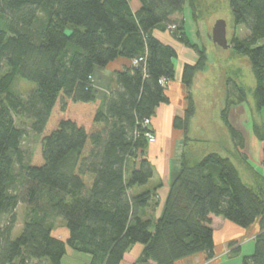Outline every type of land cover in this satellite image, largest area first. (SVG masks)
<instances>
[{
    "label": "trees",
    "instance_id": "16d2710c",
    "mask_svg": "<svg viewBox=\"0 0 264 264\" xmlns=\"http://www.w3.org/2000/svg\"><path fill=\"white\" fill-rule=\"evenodd\" d=\"M137 1L133 11L130 0H0V264H62L67 251L88 256L85 264H122L134 245L142 246L134 264H176L198 254L210 260L213 217L242 229L257 222L253 253L240 264H264V181L257 176L254 187L246 185L229 158L211 153L190 162L182 152L158 217L156 191L134 192L154 175L145 158V135L153 132L144 121L170 103L167 84L178 57L153 32L175 26L171 36L197 56L182 66L186 106L172 123L184 133V146L195 114L193 78L207 65L205 49L189 41L181 17L187 8L195 20L197 0ZM228 3L234 25L248 31L228 44L248 60L261 110L264 0ZM117 59L131 65L113 72L115 89L102 100L95 70ZM17 78L34 85L25 99L13 92ZM234 87L236 103H243L242 89ZM232 104L226 101L221 121L244 161V138L228 121ZM17 119L30 120L38 140L24 163ZM252 133L264 166V127L253 124ZM20 204L25 220L13 239ZM51 218L65 223V238L53 235Z\"/></svg>",
    "mask_w": 264,
    "mask_h": 264
},
{
    "label": "rangeland",
    "instance_id": "374dc122",
    "mask_svg": "<svg viewBox=\"0 0 264 264\" xmlns=\"http://www.w3.org/2000/svg\"><path fill=\"white\" fill-rule=\"evenodd\" d=\"M196 5V12L194 16L195 20L192 19L191 12H189L187 8L184 10L181 17L184 19V31L189 41L205 49L207 65L204 70L196 73L193 78L191 97L194 108L196 109V115L192 120L190 132L187 135L189 138L188 145H183V148L181 147V154L183 152L185 157L187 154H189V156L192 158V161H198L210 153H217L222 157H227L238 169L243 180L244 166L239 159L241 157L238 153L234 152L228 154V151L230 150L229 148H232L231 146L233 142L227 128L221 121V112L225 108L227 100L229 102H234V106H243L246 110V120H242L241 117V121L239 123L243 127L242 129L250 134V136L247 134L248 137L253 139L255 136L252 137V125L254 124L264 127V109L257 110L255 107L253 92L255 90L256 83L248 60L235 54L231 47L228 49H222L215 46L209 36L215 22L218 20H222L225 24L227 43H229L232 38L245 39L248 35V31L244 26L234 25L228 0H197ZM181 17L178 16L176 20H181ZM166 32L174 40L175 43H170L174 45V49L180 56V60L187 58L183 56L184 52L187 53V55L192 54L191 52L185 50V47L180 45L171 36L169 31ZM177 73L179 74V71ZM107 80V85L111 86V78L109 77ZM234 85L239 86L242 89L246 98L243 103H236L238 94ZM33 89V84L21 80L20 78H17L13 85V92L22 96L23 99H25L27 94ZM184 90L186 94V89L184 88ZM99 95L102 100L106 98L104 93L100 92ZM239 123L236 122V126L241 129ZM16 125L24 131V136L20 146L24 156V163L27 157L36 147L38 140L37 136L31 131L30 120L17 119ZM182 134L185 137L184 133ZM152 135L154 136L153 133ZM164 136L168 139V141L165 142V146L169 145L171 150L173 139L169 138V135L166 133ZM259 146H261V144H259ZM153 148L155 150V147ZM173 149H176V153H178L180 145L178 144L176 147L173 146ZM154 150H151L152 155ZM181 154L179 158L180 160ZM150 157L148 156L147 147L145 158H147L152 164L154 168V175L145 187L136 188L134 190L135 193L145 190L151 192L158 191V189L161 188L162 182L158 177V167L160 165L161 155L158 154L154 157ZM139 160L140 158L136 160V164L139 162ZM131 168L132 165H130V169ZM20 171L21 167L16 165L15 172L19 174ZM178 172H175L176 174L174 177L177 176ZM243 182L245 183V180H243ZM25 210L26 206L23 204H20L16 209V224L12 233L13 239L17 238L22 231L25 220ZM4 221L5 217L2 219V223H4ZM50 221L54 227L53 235L62 239L65 238L67 235L66 229L64 227L65 223L57 218H51ZM227 264H229V262H227Z\"/></svg>",
    "mask_w": 264,
    "mask_h": 264
},
{
    "label": "crops",
    "instance_id": "0c3cea01",
    "mask_svg": "<svg viewBox=\"0 0 264 264\" xmlns=\"http://www.w3.org/2000/svg\"><path fill=\"white\" fill-rule=\"evenodd\" d=\"M130 7L133 11H136L139 9L140 4L137 0H130ZM153 35L156 39H158L162 43L174 47V45L170 43V42H174V40L168 35L167 32H159L156 30L153 32ZM185 50L191 52L192 54L187 55V53L184 52L183 56L187 58L181 59L182 60L181 61L180 56L177 53L178 57L177 60L175 61V79H174L175 82L169 83L168 89L166 91L170 103L168 105H160L158 108H156L155 114L150 120V129L154 134L155 142L152 144H148V156L154 157L158 154L161 155L160 165L158 164L159 165L158 177L161 179L162 184H161V188L158 189V191H156V195L158 198V207L154 212V217H158L160 215L165 198L168 193V188L171 182L174 180L175 174L179 171L180 168L179 158H180L181 150L184 145L183 143L184 136L181 130H176L173 128L172 123L175 117H181L183 115V111L186 104L185 101L186 94H185L184 86L180 81L182 66L184 63L187 62L189 64H193L197 60L195 54L191 50L187 48H185ZM130 65L131 62L127 60L117 59L114 62L107 65L105 68H97L94 73V80H95L94 82L96 88L99 89V91H101L102 93L108 94L110 90L115 89V85L112 82L113 72L122 70L124 67H129ZM178 71L179 74L177 73ZM109 77L111 78V86L107 85L108 82L107 79ZM195 115H196V109H195L194 117ZM227 116L229 123L231 122L230 124H233L232 127L234 126L233 128L237 132L241 133L242 137L244 138L245 145H244V149L241 150V153L245 155L246 160L243 161L242 158H239L242 165L244 166L243 180H245L246 185L250 187H254L255 179L257 176L260 177L261 181H264V166L261 164L262 144L261 146H259L260 142L255 137H253L254 135H252L253 139H251L247 135L249 133H247V131L242 129L243 127L239 123L241 121L240 118L242 117V120H246L245 119L246 110L243 106H234V104H232L229 108ZM193 118L191 119L189 124L188 134L190 132V127ZM236 122L239 123L241 129H239L236 126ZM165 133L169 135V138L173 139L171 144V150L169 148L170 147L169 145L165 146V142L168 141L167 137H165L166 135L164 136ZM188 142L189 141H187L186 145H188ZM178 144L180 145V149L178 150V153H176V149L174 150L173 146L176 147ZM153 147H155V150ZM231 147L232 148H229L230 150L228 151V154L229 153L231 154V152L236 153L233 147V143ZM151 150L152 151L154 150L153 155L151 154ZM186 158L190 162H195L191 160L192 158L191 156H189V154L186 155ZM148 214L150 215L149 212ZM211 226L213 229V241H214L213 258L207 260L204 254H198L190 258H187L185 260L179 261L176 264H227V262H229V264H240L243 256H249L253 253L254 239L259 234V226L257 222L247 229H242L232 224L229 221L223 220L222 218L213 217ZM231 241L236 242V244L232 248H228L227 244L230 243ZM235 249H238L237 253L232 252V250ZM141 250H142V246L140 245L132 246V248L124 255L122 264H134L139 258L141 254ZM88 261H89L88 256L67 251L66 255L62 260V264H85Z\"/></svg>",
    "mask_w": 264,
    "mask_h": 264
},
{
    "label": "water",
    "instance_id": "95a60500",
    "mask_svg": "<svg viewBox=\"0 0 264 264\" xmlns=\"http://www.w3.org/2000/svg\"><path fill=\"white\" fill-rule=\"evenodd\" d=\"M209 37L217 47L222 49H228L230 47L226 40L225 24L222 20L215 22Z\"/></svg>",
    "mask_w": 264,
    "mask_h": 264
},
{
    "label": "built area",
    "instance_id": "2783aa9c",
    "mask_svg": "<svg viewBox=\"0 0 264 264\" xmlns=\"http://www.w3.org/2000/svg\"><path fill=\"white\" fill-rule=\"evenodd\" d=\"M174 28H175V26H170V27L168 28V30H169V31H172ZM138 61H139V60H134V61H132V64L136 65V64L138 63ZM160 83H161L162 85H165V82H164V81H161ZM144 124L149 126V125H150V121H149V120H145V121H144ZM145 136H146V138H147L148 143H153V142H154L155 138H154V136L152 135L151 132H150V133H147Z\"/></svg>",
    "mask_w": 264,
    "mask_h": 264
}]
</instances>
